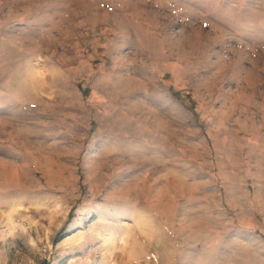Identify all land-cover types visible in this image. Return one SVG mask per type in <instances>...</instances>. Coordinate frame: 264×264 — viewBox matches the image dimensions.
<instances>
[{
  "label": "rangeland",
  "instance_id": "1",
  "mask_svg": "<svg viewBox=\"0 0 264 264\" xmlns=\"http://www.w3.org/2000/svg\"><path fill=\"white\" fill-rule=\"evenodd\" d=\"M0 264H264V0H0Z\"/></svg>",
  "mask_w": 264,
  "mask_h": 264
},
{
  "label": "bare ground",
  "instance_id": "2",
  "mask_svg": "<svg viewBox=\"0 0 264 264\" xmlns=\"http://www.w3.org/2000/svg\"><path fill=\"white\" fill-rule=\"evenodd\" d=\"M150 237V236H149Z\"/></svg>",
  "mask_w": 264,
  "mask_h": 264
}]
</instances>
